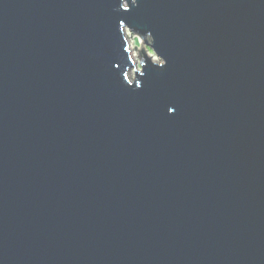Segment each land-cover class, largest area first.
Listing matches in <instances>:
<instances>
[{
  "label": "water",
  "instance_id": "95a60500",
  "mask_svg": "<svg viewBox=\"0 0 264 264\" xmlns=\"http://www.w3.org/2000/svg\"><path fill=\"white\" fill-rule=\"evenodd\" d=\"M0 264H264V0H0Z\"/></svg>",
  "mask_w": 264,
  "mask_h": 264
},
{
  "label": "rangeland",
  "instance_id": "374dc122",
  "mask_svg": "<svg viewBox=\"0 0 264 264\" xmlns=\"http://www.w3.org/2000/svg\"><path fill=\"white\" fill-rule=\"evenodd\" d=\"M130 43H131L132 48L138 47V45H139L137 37H133ZM142 47H143V49H145V53L147 54V56H150L149 58H151L154 62L159 61V58L153 53V51L149 47H147V45L142 43ZM133 55L135 56L136 61H138V58H137V55H136L134 48H133Z\"/></svg>",
  "mask_w": 264,
  "mask_h": 264
},
{
  "label": "snow or ice",
  "instance_id": "6c2138e0",
  "mask_svg": "<svg viewBox=\"0 0 264 264\" xmlns=\"http://www.w3.org/2000/svg\"><path fill=\"white\" fill-rule=\"evenodd\" d=\"M125 11H127V9H125ZM120 26H123V21L120 22ZM168 111H169V112H172L173 109H172V108H169Z\"/></svg>",
  "mask_w": 264,
  "mask_h": 264
}]
</instances>
